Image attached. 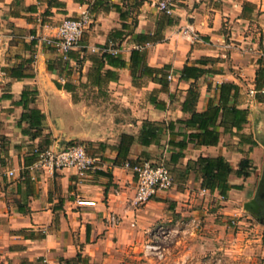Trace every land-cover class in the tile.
Segmentation results:
<instances>
[{
	"label": "crops",
	"instance_id": "1",
	"mask_svg": "<svg viewBox=\"0 0 264 264\" xmlns=\"http://www.w3.org/2000/svg\"><path fill=\"white\" fill-rule=\"evenodd\" d=\"M160 1L0 0V264H74L78 254L76 264H132L153 228L179 223L165 264H199L207 255L220 264H264L257 249L264 239V0H174L173 15L158 9ZM86 12L93 23L68 61L35 47L32 36H55L65 18ZM254 27L259 33L248 31ZM116 47L123 66L104 57ZM138 48L146 53L135 69ZM202 59H210L209 72L182 79L183 68ZM143 65L158 72L142 74ZM227 82L239 87L235 101L248 110L247 123L220 128L217 145L196 146L185 123L188 92L195 88V110L205 112ZM32 109L44 115L41 127L23 119ZM146 122L163 126L149 146L139 140ZM123 135L135 141L119 162ZM73 143L98 159L86 177L32 169L37 151ZM219 156L234 170L226 195L204 188L198 166L190 167ZM144 160H163L175 186L135 208L136 176L125 164ZM244 160L248 177L236 174ZM253 200L257 212L246 209Z\"/></svg>",
	"mask_w": 264,
	"mask_h": 264
},
{
	"label": "trees",
	"instance_id": "2",
	"mask_svg": "<svg viewBox=\"0 0 264 264\" xmlns=\"http://www.w3.org/2000/svg\"><path fill=\"white\" fill-rule=\"evenodd\" d=\"M115 49L119 48L116 47ZM145 53V49L138 48L133 50L131 58L135 69L143 63ZM104 57L112 65H125L124 59L119 55L105 52ZM209 62L210 59H202L197 62L198 65L196 66L186 65L182 71V79H198L203 76L209 72L205 68ZM153 72H158V70L143 65L142 74ZM238 91L239 87L234 83L227 82L218 85L216 95L210 101L207 110L199 113L195 110L199 93L195 88H190L183 105L185 111L191 112V117L185 122L186 126L195 129V132L189 135L190 142L195 143L196 146H213L217 145L220 141V128H223L225 132L243 129L244 124L247 123L248 110L238 107L235 101ZM33 100L34 97L32 98ZM22 103L24 106H27V91L23 93ZM23 119L29 120L32 126L41 127L44 115L39 110L32 109L23 115ZM162 127V125L152 122L144 123L139 136L140 142L146 146L156 142L162 133ZM169 128H174L173 123L169 124ZM134 141L135 138L130 135H123L121 137L120 144L116 148L118 152L117 160L119 162L128 161L129 151ZM193 165L198 166L197 173H200L202 177V186L204 188L211 191L219 190L223 195H226L228 191L235 188L229 183V176L234 170L224 157H200L197 161L190 163V167ZM249 167V161L244 160L240 169L236 171V174L248 177L250 174ZM81 260H83V257L81 254H78L73 262L76 264Z\"/></svg>",
	"mask_w": 264,
	"mask_h": 264
},
{
	"label": "built area",
	"instance_id": "3",
	"mask_svg": "<svg viewBox=\"0 0 264 264\" xmlns=\"http://www.w3.org/2000/svg\"><path fill=\"white\" fill-rule=\"evenodd\" d=\"M158 9L167 15L174 14L176 3L174 0H161L158 3ZM93 16L86 12L79 17L65 18L57 27L55 36H32L31 40L35 41V47H46L53 49L63 61L70 59V53L82 40L86 30L92 25ZM190 29L185 34L190 33ZM114 55L120 53V49H110ZM173 78L169 75V79ZM251 91V94H254ZM37 162L32 169L43 170L51 175L62 169H74L80 177H86L88 173L95 170L98 166V159L91 155L83 144H69L59 148H47L37 151ZM125 168L131 170L136 176V191L132 199V205L140 208L151 200L156 194L171 190L175 186L174 177L163 160L150 161L144 160L136 164L126 163ZM13 175V172L10 173ZM205 191V190H204ZM80 206L95 205L92 201L79 200ZM111 227L120 223L119 217L112 214L108 218ZM233 225L238 222L233 221ZM183 223L175 227L159 225L149 232V241L145 244V252L149 255L165 258L167 244L175 235H179Z\"/></svg>",
	"mask_w": 264,
	"mask_h": 264
},
{
	"label": "rangeland",
	"instance_id": "4",
	"mask_svg": "<svg viewBox=\"0 0 264 264\" xmlns=\"http://www.w3.org/2000/svg\"><path fill=\"white\" fill-rule=\"evenodd\" d=\"M262 21H263V24H264V16L261 18ZM230 20V19H229ZM227 24H229V21L227 22ZM247 25V24H246ZM257 25V24H256ZM259 27V26H258ZM263 26H260V28H262ZM248 31H252V32H256V33H259V29L254 27L253 30H250V28H248ZM231 34L232 33V29H228L226 30V34ZM66 146V145H64ZM254 221V220H253ZM256 223V221L254 222ZM149 241V240H148ZM147 241V242H148ZM146 242V243H147ZM145 243V244H146ZM145 244H144V247H143V252H141L138 256V258L136 260H134L132 262V264H165L166 262V257L168 255V249L167 251H165V258L164 259H161L157 256H154V255H149L148 253L145 252ZM259 245V248L257 249H260V254L262 256H264V239L261 240V242L258 243ZM257 256V255H256ZM261 256V257H262ZM260 257V258H261ZM199 264H220L218 260H215L213 259L210 255H207V256H203V258L199 261ZM258 264V261L257 263Z\"/></svg>",
	"mask_w": 264,
	"mask_h": 264
},
{
	"label": "water",
	"instance_id": "5",
	"mask_svg": "<svg viewBox=\"0 0 264 264\" xmlns=\"http://www.w3.org/2000/svg\"><path fill=\"white\" fill-rule=\"evenodd\" d=\"M246 209L257 212L259 210L258 202L256 200L248 202L246 205Z\"/></svg>",
	"mask_w": 264,
	"mask_h": 264
}]
</instances>
